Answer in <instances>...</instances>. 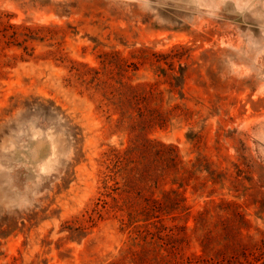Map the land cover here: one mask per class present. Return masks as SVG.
Segmentation results:
<instances>
[{"label":"rangeland","instance_id":"obj_1","mask_svg":"<svg viewBox=\"0 0 264 264\" xmlns=\"http://www.w3.org/2000/svg\"><path fill=\"white\" fill-rule=\"evenodd\" d=\"M6 229L0 264H264V0H0Z\"/></svg>","mask_w":264,"mask_h":264},{"label":"trees","instance_id":"obj_2","mask_svg":"<svg viewBox=\"0 0 264 264\" xmlns=\"http://www.w3.org/2000/svg\"><path fill=\"white\" fill-rule=\"evenodd\" d=\"M179 206H180V205H179ZM176 207H178V205H177ZM173 209H176V208H173ZM9 227H11V226H7V228H9ZM175 228H177V227H175ZM0 232H1V233H7L8 230H7V229H6V230H0ZM171 234H172V232H171ZM171 234H169V236H170ZM224 253H227V252L224 251L223 254H224ZM219 254H222V252H221V253H220V252H217L216 254H214V255H212L211 257H209V259L213 258L214 260H217V259L219 258ZM227 255H228L229 257H232L231 255H233V254H232V252H230V250H229V253H228ZM188 259H190V260H188ZM199 260L202 261V264H204V260H205V259L200 258ZM184 262H187V264H195V263L197 262V259L193 261L192 257L186 258L185 260H184L183 258L179 257V258H176V259H175L174 264H184Z\"/></svg>","mask_w":264,"mask_h":264}]
</instances>
